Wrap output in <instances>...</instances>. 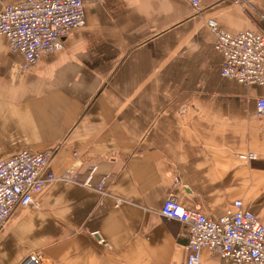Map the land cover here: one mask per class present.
I'll return each mask as SVG.
<instances>
[{
    "label": "crops",
    "instance_id": "0c3cea01",
    "mask_svg": "<svg viewBox=\"0 0 264 264\" xmlns=\"http://www.w3.org/2000/svg\"><path fill=\"white\" fill-rule=\"evenodd\" d=\"M83 1L85 26L29 70L0 36V160L51 151L56 175L79 176L14 211L0 264L35 252L46 264H180L190 232L161 215L169 197L213 218L242 200L264 221V86L222 76L207 26L264 32V0H203L201 13L185 0Z\"/></svg>",
    "mask_w": 264,
    "mask_h": 264
},
{
    "label": "built area",
    "instance_id": "2783aa9c",
    "mask_svg": "<svg viewBox=\"0 0 264 264\" xmlns=\"http://www.w3.org/2000/svg\"><path fill=\"white\" fill-rule=\"evenodd\" d=\"M201 13L203 0H185ZM83 0H24L6 5L0 11V36L10 50L24 58L23 68L34 67L43 54L63 48L71 33L85 26ZM207 26L214 35V47L223 55L221 74L244 87L264 86V32L244 30L231 33L215 19ZM257 114L264 117V97L256 102ZM53 153L22 150L0 160V231L17 208H38L36 196L55 183H76L72 169L56 175L50 169ZM249 162L257 154L241 156ZM161 215L189 228L188 257L180 264H203L202 250H208L232 264H264V221L246 210L242 200L219 218L184 208L178 199L169 197ZM21 264H46L37 252Z\"/></svg>",
    "mask_w": 264,
    "mask_h": 264
},
{
    "label": "rangeland",
    "instance_id": "374dc122",
    "mask_svg": "<svg viewBox=\"0 0 264 264\" xmlns=\"http://www.w3.org/2000/svg\"><path fill=\"white\" fill-rule=\"evenodd\" d=\"M238 1V0H237Z\"/></svg>",
    "mask_w": 264,
    "mask_h": 264
}]
</instances>
